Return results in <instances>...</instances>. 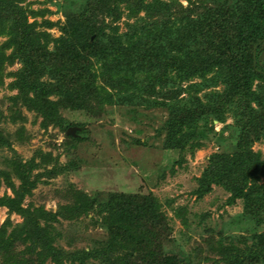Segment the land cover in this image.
I'll return each mask as SVG.
<instances>
[{
  "label": "trees",
  "instance_id": "obj_1",
  "mask_svg": "<svg viewBox=\"0 0 264 264\" xmlns=\"http://www.w3.org/2000/svg\"><path fill=\"white\" fill-rule=\"evenodd\" d=\"M174 1L82 0L66 15L62 35L51 38L36 31L35 23H28L29 14L18 3L0 0V37H6L0 43V85L4 67L20 63L9 86L17 94L9 99L17 107V120H25L22 107L41 118L39 125L45 130L65 132L76 126L63 117L62 110L89 111L90 118L99 115V107L105 104L129 107L130 114L138 107L166 110L168 117L154 138L162 141L163 150L180 154L176 164L182 162L181 152L187 146L193 153L214 134L213 121L224 123L227 114L234 115V146L211 156L196 180L194 194L202 199L212 191L211 185L219 186L230 194L227 205L241 201L243 206L228 224L235 226L238 235H222L216 243L208 240L217 256L212 264H264V160L251 149L253 142L264 139V0H189L188 11ZM120 3H125L127 17L135 18L134 23L126 22L124 33L116 25L106 33L107 25L100 18L109 17L110 23L118 20ZM141 11L143 17L138 16ZM49 42L54 43L51 51H47ZM91 58L101 64L99 73L92 71ZM208 74L212 77L206 78ZM194 78L201 83H192ZM184 82H190L186 88ZM219 83L225 85L222 92L214 89ZM208 88L203 102L198 94ZM184 93L188 96L182 98ZM79 135L77 131L67 137L79 142ZM0 145L10 146L1 133ZM50 156L43 161H50ZM14 168L20 185L15 188L9 183L14 195L0 197V207L21 215L23 223L7 238L4 228L0 230V251L16 240L29 241L31 254L38 249V257L61 264L62 252L52 245L47 222L59 215L78 218L95 212L108 233L105 250H83L81 257H66L70 264H84L88 258L108 264H190L183 254L163 251L159 240L154 242L153 236L161 234L153 230L161 232L165 217L151 194L110 192L101 203L79 191L69 208L54 215L22 207L40 175L31 179L32 166L29 171L20 163ZM63 171L54 168L47 176ZM175 212L186 225L185 208ZM40 220L46 221V227Z\"/></svg>",
  "mask_w": 264,
  "mask_h": 264
},
{
  "label": "rangeland",
  "instance_id": "obj_2",
  "mask_svg": "<svg viewBox=\"0 0 264 264\" xmlns=\"http://www.w3.org/2000/svg\"><path fill=\"white\" fill-rule=\"evenodd\" d=\"M13 1L29 14L28 23H35L36 31L51 38L62 35L60 28L65 24L66 15L73 13L82 5V0ZM150 1L152 0H144V3ZM161 1L170 3L173 0ZM174 2L180 4L186 11L191 9L189 0ZM118 8L121 17L113 23H110L109 17L100 18L107 25L106 33H109L111 25L118 26L120 34L124 33L128 31L125 23H134L135 18L127 17L128 10L125 3H120ZM30 12L43 14L32 16ZM144 14L141 11L138 16L143 17ZM171 14H174V11ZM47 23L52 26L47 27ZM92 39L93 36L91 41ZM5 40L6 37H0V43ZM53 44L49 42L47 51H51ZM9 53L10 50L6 52ZM91 61L95 65L92 71L97 70L99 73L101 64L95 62L94 58H91ZM20 68L21 64L16 63L13 66H5L1 73L0 133L8 139L10 146L0 145V197H13L11 183L15 188L19 187L20 181L14 168L19 163L20 167L25 166L27 171L32 166L29 171L31 179L40 175L35 188L22 202L24 209L39 208L49 214L57 215L72 205V197L79 191L101 203L106 201L110 192L149 193L157 199L159 210L165 217V226L161 232L159 228L153 230L161 234L160 237L153 236L154 242L159 240L163 251L166 249L176 255L183 254L190 264H212L217 256H214L209 249L208 240L212 239L216 243L222 235L224 238L227 235L239 234L235 226L228 224L242 212L241 201L227 205L230 194L214 185H211L212 191L202 199H197L194 194L197 188L196 180L208 166L211 156L229 151L234 146L231 133L237 125L234 115L227 114L224 123L213 121L214 134H211L208 140L202 141L203 146L194 149L193 153L190 151V146H187L181 152L182 162L176 164L175 161L180 154L163 150L162 141L154 138L156 131L162 127L168 117L166 110H146L144 107H138L136 113L130 114L129 107L105 104L99 107L102 112L91 118L88 117L89 111L62 110L63 117L76 125L71 126L76 128L75 135L77 131L80 132L79 137L82 139L79 142L68 138L66 131L61 132L53 127L42 129L39 125L41 118L36 119L34 113L22 107H20L21 113L25 120H17L18 113L15 112L17 107L9 99L16 95L17 91L9 89V86L16 80L13 74ZM211 77L212 74L206 76V78ZM194 79L192 83H201V80ZM189 83L182 84L186 88ZM224 88L225 85L222 83L214 87L217 92H222ZM209 89L198 94L203 102L204 94L209 92ZM158 90L159 88L156 87L157 94ZM185 95L186 93L181 97L188 96ZM160 96L161 94L158 99ZM50 99L56 100L55 97ZM11 118L17 121L11 122ZM21 126L22 131H20ZM251 149L260 153L261 159L264 160V139L253 142ZM49 154L52 161H43V158ZM54 168L58 171L63 168L64 171L54 177H48V172ZM178 208L186 210L184 215L187 220L186 225L176 215L175 211ZM101 222L95 212H89L78 218L59 215L47 222L52 245L62 252L61 264H70V260L66 257H81L83 250L88 253L105 250L108 233ZM22 223L21 215L10 213L6 207H0V230L4 228L6 238ZM40 224L45 226L46 221L40 220ZM226 226L230 229L227 230ZM241 234L246 233L241 231ZM30 247L29 241L11 242L10 246L1 248L0 264H57L52 259L43 260L38 257L36 255L38 249L31 254ZM136 254L134 253L135 256ZM84 264L108 263L100 259L88 258Z\"/></svg>",
  "mask_w": 264,
  "mask_h": 264
},
{
  "label": "water",
  "instance_id": "obj_3",
  "mask_svg": "<svg viewBox=\"0 0 264 264\" xmlns=\"http://www.w3.org/2000/svg\"><path fill=\"white\" fill-rule=\"evenodd\" d=\"M75 130H76V128H74V127H69V128L66 130V134H67V135H71V136H75Z\"/></svg>",
  "mask_w": 264,
  "mask_h": 264
}]
</instances>
